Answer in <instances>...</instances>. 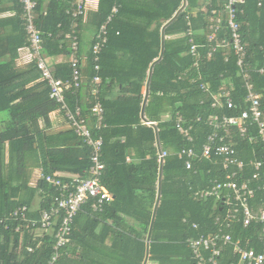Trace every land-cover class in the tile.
I'll list each match as a JSON object with an SVG mask.
<instances>
[{"label": "trees", "instance_id": "16d2710c", "mask_svg": "<svg viewBox=\"0 0 264 264\" xmlns=\"http://www.w3.org/2000/svg\"><path fill=\"white\" fill-rule=\"evenodd\" d=\"M14 1L17 14L0 19V264H48L54 239L40 226V220L41 212L54 205L56 192L41 179L31 187L23 177L26 162L36 165L44 175L64 181L72 176L85 178L93 148L69 127L57 134H47L39 128L38 120L42 118L47 126L48 115L58 110V106L50 99L47 84L40 80L36 57L25 68L16 65L20 49L30 51V44L20 0ZM97 1L95 8L86 6L85 22L73 18L72 8L77 0H36L37 8L33 10V24L42 39L45 61L65 57L63 63L52 67L57 78H71L70 44L73 37L77 39L75 57L80 62L82 84L79 89L66 92V102L73 112L80 107L85 117H89L97 101L103 107L105 127L94 131L92 140L102 138L101 183L112 197L100 212H94L90 204L81 209L73 222L69 242L59 250L56 264H143L160 168L161 199L147 264H200V257L194 254L188 240L216 233L228 234L234 243L240 241L243 248L260 252L264 224L253 223L244 228L240 219L227 228L226 224L217 222L228 209L222 199L229 192L225 184L230 181L248 183L254 192L251 204L264 202V166L258 172L250 164L262 160L264 143L258 126L248 125L254 142L237 134L232 137L237 158L245 164L242 171L233 165L229 170L223 169L220 156L213 155L210 160L201 158V149L213 132L207 121L212 113L211 95L223 87V82L234 85L233 100L238 111L246 109L241 104L246 92L237 78L234 56L230 53L229 61L225 62V53L221 51L207 58L206 40L215 29L211 11L218 9L224 0ZM259 1L261 7L257 6ZM184 3V10L176 16ZM114 6L118 12L107 25V43L97 55L96 63L93 52L96 36ZM244 10L240 22L245 60L252 67L257 90H261L264 76L254 71L264 64V0H248ZM187 17L199 46L197 57L188 53L189 39L182 36L188 30ZM84 26L94 31L92 41L85 45V54ZM95 65L100 67L99 71H95ZM152 66L144 101L143 88ZM96 76L101 78V85L95 99L90 90ZM261 103L264 112V97ZM142 108L146 120L155 126L144 124ZM238 111L217 112L231 116ZM178 117L183 119L184 128L191 127L192 142L185 140L175 128ZM63 119L66 122L64 116ZM183 150H193L197 155L190 159L191 169L184 165L188 160L185 156L179 158ZM161 152H167L163 163L159 161ZM233 172H237L236 176L229 179ZM253 174L258 177L252 179ZM216 185L221 186L220 198L196 196ZM36 195L42 198L33 212ZM18 207L28 209L26 220L11 218ZM33 219L37 224L31 227L28 221ZM60 219L61 214L56 218V226ZM28 247L32 248L31 253ZM222 248L220 264H239L232 244ZM203 256L207 259L210 253L205 251Z\"/></svg>", "mask_w": 264, "mask_h": 264}, {"label": "built area", "instance_id": "2783aa9c", "mask_svg": "<svg viewBox=\"0 0 264 264\" xmlns=\"http://www.w3.org/2000/svg\"><path fill=\"white\" fill-rule=\"evenodd\" d=\"M88 0H77L74 4L73 18H81L85 20L87 17L86 6ZM248 0H224L220 3L218 9L212 10V22H215V29L207 37L209 44V51L207 58L210 59L214 54L223 52L225 53V62L229 61V55L234 56L236 60L237 78L241 79L242 88L245 90L246 95L242 99V109L238 111V104L233 100L234 85L232 83L223 82L219 90L212 94V104L210 109L212 113L208 116L207 121L213 132L207 136L206 143L201 149V158L210 160L213 155L223 157V169L229 170L230 166H235L239 171L245 167L244 161L237 158L238 152L235 150V142L232 139L234 134L240 138L253 141V137L248 132V125L256 124L259 128V136L264 143V112L262 111L261 100L264 97V88L257 90L252 77V67L245 60L244 50V34L242 33V23L240 19L244 17V7L247 5ZM20 4L24 11V16L27 19L26 31L28 33V42L30 44L29 50L26 51V60L29 62L34 57L37 58V70L40 73V80L45 82L50 90V99L58 106V111L64 116L66 123L78 136L82 137L88 144H92V154L90 155V166L87 170L85 178L72 176L65 181L60 177L52 175H40V179L44 180L50 187L55 189L56 198L53 206L49 210L41 212L40 226L47 232H52L54 239L53 253L48 264H56L58 253L68 242L72 235V226L75 218L81 209L90 204L94 212H100L102 208L111 202V194L104 188L101 179L104 174V165L100 161V145L102 138H98L95 142L92 140L94 131H99L105 127L103 107L97 101L89 111V117H85L80 107L75 108V112L71 110L66 102V92L72 88L79 89L82 84V78L78 66L80 65L79 59L75 56L78 51V42L75 37L72 38L71 45L72 59L70 65L72 68V76L67 80H62L55 76V70L47 64L43 54V44L40 33L36 26L33 24L34 15L33 10L36 8L35 0H20ZM261 2L257 6L261 7ZM186 4L184 3V6ZM118 12V7L114 6L112 14L109 15L107 21L100 27L96 43L93 46L95 62L99 58L98 54L107 43V25L112 20L114 15ZM188 30L185 32L184 37H187L190 44V55L193 57L198 56L199 46L194 41V32L192 31L191 24L188 20ZM224 21V22H223ZM225 23V24H224ZM197 66V64H195ZM100 67L95 65V71H99ZM260 76H264V64L259 70H255ZM186 77V76H184ZM183 77V78H184ZM189 76H187L188 78ZM193 82V81H191ZM101 85V78L96 76L92 82L90 93L92 96L97 97ZM204 87V86H203ZM202 87V88H203ZM201 103H203L201 101ZM220 109H225L229 112L238 111L237 115H220ZM179 114V113H177ZM176 114V115H177ZM183 119L178 117L175 122V128L179 134L184 137L188 142H192V137L189 135L191 127L184 128L182 125ZM147 126H155V123L143 120ZM248 135V136H247ZM94 142V144H93ZM167 152H161L159 155L160 163H163ZM179 158L185 156L188 160L184 163L186 169H191V161L196 157L193 150H183L179 154ZM262 160L251 161L250 164L256 171L264 166V148L261 155ZM237 172H233L229 179L236 176ZM257 174H253L252 179H256ZM229 192L227 196L222 199L223 205L226 204L228 209L224 218L217 220L221 224H226L229 228L235 221L241 219L242 226L248 228L254 224H264V202L251 204L250 200L254 199V192L249 189L248 183L238 184L230 181L225 184ZM221 186L216 185L210 188L206 193L199 194L198 199L216 197L220 198ZM264 193V186L262 187ZM239 206V207H238ZM26 207H18L12 212L11 218L13 220L23 219L26 220ZM61 214L59 225L56 226V218ZM37 222L33 219L28 221L31 227L36 226ZM195 228V226H193ZM55 228V231H53ZM196 229V228H195ZM19 230V229H17ZM262 249L257 252L254 249H245L241 246V242L234 243L231 236L228 234H214L207 238L190 239L188 243L194 254L200 257V264L207 262L208 264H220V259L223 253V246L232 244L233 253L238 256L239 264H264V227L262 230ZM27 251L32 252V248L28 247ZM208 251L210 256L204 259L203 253ZM203 256V257H202Z\"/></svg>", "mask_w": 264, "mask_h": 264}, {"label": "crops", "instance_id": "0c3cea01", "mask_svg": "<svg viewBox=\"0 0 264 264\" xmlns=\"http://www.w3.org/2000/svg\"><path fill=\"white\" fill-rule=\"evenodd\" d=\"M97 3H98L97 0H88L87 1V4L90 8H92V7L95 8ZM47 4H48V2H47ZM45 6H46V2H45ZM14 7H15V1L14 0H3V3L0 5V19L1 18H10V17H13L14 15H16L17 12L14 11ZM36 8H37V2H36ZM86 20H87V17L85 20H83V22H85ZM242 21L244 22L243 19H242ZM83 31H84L83 34H84L85 41H83L82 50L84 51L83 54H85V49H86L85 45H87L88 43H90L92 41L94 31H92L91 29H89L86 26H84ZM184 34H185V32H184ZM184 34H182V36H184ZM205 46L206 47L209 46V44L207 43V40H206ZM23 52L24 51L22 49H20L19 53H21V54H20L19 58L16 59V61H15L17 67H20V68L27 67V66H25V64L28 63V61L26 60L27 59L26 56L23 57L25 55V54L23 55ZM188 53L190 54V48H189ZM71 57H72V55H71ZM5 60L8 61V58H6ZM22 60H24V61H22ZM64 61H65L64 56L57 57L55 60L49 59L50 66L53 68H55L56 65L63 63ZM236 72H237V70H236ZM145 90H146V86L143 88V94H145V92H146ZM201 91L206 92V90H201ZM113 95H116V92ZM0 117H2V116H0ZM144 119H146V117H144ZM48 122H49V124L46 126L42 118H40L38 120V123H39L38 126L40 129H42L44 131V133L57 134L59 132H65L69 129L66 122L63 119L62 114L58 110H56V111H54L48 115ZM26 165H27V169L25 170L23 177L25 176L24 178H25V180L28 179L29 185L31 187H34V186H36L38 180L40 179V175L43 173H42L41 169H37V166L34 164H31V162L27 161ZM60 174H62V173H60ZM67 175H69V174H67ZM41 198L42 197H39L38 195H36L34 197V199L32 201L33 212H36L35 210L37 209V207L40 206ZM48 233H49V235L50 234L52 235V232H48ZM49 235L47 236V238L50 237Z\"/></svg>", "mask_w": 264, "mask_h": 264}, {"label": "water", "instance_id": "95a60500", "mask_svg": "<svg viewBox=\"0 0 264 264\" xmlns=\"http://www.w3.org/2000/svg\"><path fill=\"white\" fill-rule=\"evenodd\" d=\"M184 5L182 6V8L179 10V12L176 14V16L184 10ZM175 16V17H176ZM163 35H162V40H163ZM162 50H163V45H162ZM161 58V57H160ZM159 58V59H160ZM158 59V60H159ZM152 70H153V66L150 68V71H149V75H148V80H147V83H146V96H145V100L147 99V95H148V91H149V82H150V76L152 74ZM141 114H142V118L144 119V112H143V108H142V111H141ZM157 137V136H156ZM157 140V145H158V150H160V145H159V142H158V139L156 138ZM160 199H161V168H160V173H159V178H158V190H157V199H156V204H155V207H154V210H153V215H152V220H151V224H150V228H149V233H148V236H147V250H146V256H145V259H144V262L143 264H147L148 263V257H149V243H150V238H151V234H152V228H153V225H154V222H155V218H156V214H157V210H158V207H159V204H160Z\"/></svg>", "mask_w": 264, "mask_h": 264}, {"label": "rangeland", "instance_id": "374dc122", "mask_svg": "<svg viewBox=\"0 0 264 264\" xmlns=\"http://www.w3.org/2000/svg\"><path fill=\"white\" fill-rule=\"evenodd\" d=\"M24 54H25V55H24ZM23 55H24L23 57H25V56L27 55V54H26V51L23 52ZM22 61H24V60H22ZM47 62H49V60H47ZM14 178H15V177H12V180H14Z\"/></svg>", "mask_w": 264, "mask_h": 264}, {"label": "clouds", "instance_id": "9594fccd", "mask_svg": "<svg viewBox=\"0 0 264 264\" xmlns=\"http://www.w3.org/2000/svg\"><path fill=\"white\" fill-rule=\"evenodd\" d=\"M236 61V60H235ZM236 63V62H235ZM236 65V64H235Z\"/></svg>", "mask_w": 264, "mask_h": 264}]
</instances>
